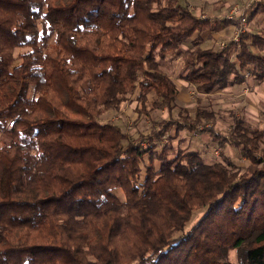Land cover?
<instances>
[{"label": "trees", "instance_id": "16d2710c", "mask_svg": "<svg viewBox=\"0 0 264 264\" xmlns=\"http://www.w3.org/2000/svg\"><path fill=\"white\" fill-rule=\"evenodd\" d=\"M251 9L264 16V0ZM219 26L181 0H0V264H264L262 127L234 117L228 137L211 130L248 160L241 170L198 151L169 158L170 137L155 150L174 125L193 128L188 118L160 122L146 147L98 120L131 94L139 114L172 108L178 90L157 55L180 54L202 93L231 76L264 80V31L222 49L193 37ZM203 119L214 121L197 113L195 126ZM145 155L159 165L139 185Z\"/></svg>", "mask_w": 264, "mask_h": 264}, {"label": "rangeland", "instance_id": "374dc122", "mask_svg": "<svg viewBox=\"0 0 264 264\" xmlns=\"http://www.w3.org/2000/svg\"><path fill=\"white\" fill-rule=\"evenodd\" d=\"M193 13L199 16L206 15L212 19V23L216 18L231 19L230 22V35L220 34V36L213 37L211 33L205 32V37L201 39L200 44L202 47H211L213 49H220L219 43L221 41L228 42L233 34L234 24L243 15L246 17L247 29L249 31H264V16L261 14L253 18H249L250 6L255 0H181ZM221 2V3H219ZM219 5V6H217ZM222 35V36H221ZM52 44V39L48 41ZM191 45L189 39L182 45L181 49ZM19 50L14 49V54L17 55ZM156 59L161 63V67L169 74L176 83L178 90L186 93H179L176 96L174 105L169 109L164 104L157 103L155 107L149 108L147 114H139L137 112L138 103L135 97L133 99L130 95L128 100L123 103L120 109H108L98 116L99 121H110L118 124L124 131H126L131 139L142 147V143L149 144L147 137L149 133L158 128L160 122L168 120L179 121L184 123V118H188L189 125L193 128H179L176 129L175 125L164 135L160 141H156L155 150L160 151L170 137L172 148L168 152V157L172 158L177 151H194L198 150L206 162L229 160L231 163L244 170L248 165V160L239 152L238 148L229 142L223 144L218 142V139L211 134V130L215 134L227 136L230 132L234 122V117H240L243 123L249 127L254 128L260 126L264 132V81H256L252 76L247 75L246 81L238 83L237 85H229V87L221 88L207 94L205 96L198 94L196 86L193 84H182L185 79L186 73L182 66V58L180 54L168 55L164 59L156 56ZM17 59L15 62H18ZM248 77V78H247ZM186 80V79H185ZM187 81V80H186ZM190 95V96H189ZM186 96L188 98L186 99ZM146 98L149 104L160 101L159 98L152 93H148ZM183 99V100H182ZM197 113H202L206 116H211L214 121L203 119L200 125L194 124V118ZM0 134V140H1ZM227 143V144H226ZM260 147L264 149V136L260 142ZM218 150V153L215 152ZM262 154H257L259 158ZM152 163L156 168L159 165V160L153 156L152 161L148 159V155L144 156L142 163V170L136 183L141 185L145 175L146 166ZM115 193L120 199L124 196L120 189L115 190ZM205 208H199L193 211L191 219L186 223L185 229L195 224L204 213ZM227 258L231 261H236V251L230 250Z\"/></svg>", "mask_w": 264, "mask_h": 264}, {"label": "crops", "instance_id": "0c3cea01", "mask_svg": "<svg viewBox=\"0 0 264 264\" xmlns=\"http://www.w3.org/2000/svg\"><path fill=\"white\" fill-rule=\"evenodd\" d=\"M219 3H221V2H219ZM217 6H219V5H217ZM252 11V9H251V6H250V12ZM250 14V13H249ZM258 15V14H257ZM261 15H263V14H261ZM199 18L200 17H202V18H200V19H210V21H211V23H212V19L211 18H209V17H207L206 15H204V16H199V15H197ZM223 20L224 19H219V18H216L215 20H214V22L212 23V24H216L217 22H218V24L220 25L218 28H216V29H205V30H203V31H201V32H196L194 35H193V37H195V36H198L199 38H200V40L201 39H203L204 37H205V32H209V33H211V35H213V37H218V36H220V34H224V33H227L226 34V36L228 37L229 35H230V32H231V29H230V22H223ZM226 20V19H225ZM204 36V37H203ZM222 36V35H221ZM230 41V40H229ZM228 41V42H229ZM227 42V43H228ZM182 45H184V44H182ZM182 47V46H181ZM187 48V47H186ZM185 48V49H186ZM183 50V49H182ZM235 58V53H233L232 55H231V59L233 60ZM169 75V74H168ZM248 74H245V76L243 77V79H241V80H238L237 78H234L233 76H231V84L230 85H237V86H240L241 84H238V83H241V82H244V81H246L247 79H246V76H247ZM250 76V75H249ZM170 78L173 80V78L170 76ZM248 78V77H247ZM174 81V80H173ZM262 81H264V80H262ZM175 83V82H174ZM182 84H186V85H188V84H190L188 81H186L185 79L182 81ZM175 85H176V83H175ZM191 85V84H190ZM232 85V86H233ZM177 87V86H176ZM227 87H229V85L227 86ZM221 88H219V89H215V90H213L212 92H210V93H202V92H197L198 94H201V95H203V96H205V95H207V94H213V92H215V91H217V90H220ZM226 89H228L227 91H229V89H231L230 87L229 88H226ZM177 90H178V87H177ZM179 91V93L181 94H183V93H186V92H182V91H180V90H178ZM221 91V90H220ZM149 93H153L155 96H156V98H158L157 97V95L153 92V91H150ZM148 94V93H147ZM187 94V93H186ZM178 95V94H177ZM131 96H132V98L131 99H133L134 98V94H131ZM179 96V95H178ZM190 96V95H189ZM188 98V96H186V99ZM183 100V99H182ZM0 134H1V138H3V135H2V133L0 132ZM227 144V143H226ZM194 151H196V150H194ZM198 151V150H197ZM199 152V151H198ZM200 153V152H199ZM201 155V154H200ZM202 157V156H201Z\"/></svg>", "mask_w": 264, "mask_h": 264}, {"label": "built area", "instance_id": "2783aa9c", "mask_svg": "<svg viewBox=\"0 0 264 264\" xmlns=\"http://www.w3.org/2000/svg\"><path fill=\"white\" fill-rule=\"evenodd\" d=\"M202 18V17H200ZM246 31H249L247 29V21H246V17L245 16H241L240 19L234 24V27H233V34L230 38V40L232 41H238L239 40V37L240 35L243 33V32H246ZM227 45V42L225 41H221L219 43V48L222 49L224 48L225 46ZM141 145H146L147 144L145 143H142L141 142ZM216 153H218V150H215Z\"/></svg>", "mask_w": 264, "mask_h": 264}]
</instances>
